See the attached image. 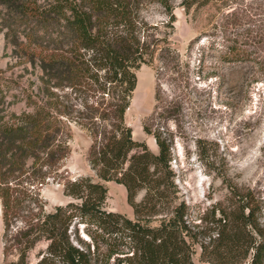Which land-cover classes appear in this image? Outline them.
Returning <instances> with one entry per match:
<instances>
[{
	"label": "trees",
	"instance_id": "16d2710c",
	"mask_svg": "<svg viewBox=\"0 0 264 264\" xmlns=\"http://www.w3.org/2000/svg\"><path fill=\"white\" fill-rule=\"evenodd\" d=\"M158 1L173 18L172 1ZM140 4L141 0H54L46 5L38 0H0L13 14L31 15L43 24L59 23L70 37L63 42H71L70 50L62 46L41 56V69L55 81L53 87L75 89L84 82L96 86L92 90L99 94L92 96V103L84 98L73 110L75 117L60 104L47 102H35L28 111L7 119L0 117L4 230L7 233L13 216L23 217L26 224L18 234L24 247L8 264H28L27 253L42 238L48 244L38 264H196V246L212 264H264V224L250 200L222 208L206 230L194 231L187 222V203L178 199L170 141L155 132V153L133 137L126 113L137 86L136 70L149 62L151 52L141 39ZM180 4L188 9L192 2ZM71 123L91 139L88 159L99 180L67 179L64 193L71 200L47 211L39 190L22 182L33 186L48 177L60 178L70 151ZM109 180L126 188L133 218L106 209ZM231 190L238 194L237 187ZM140 191L144 195L137 201ZM79 224L89 241L78 228L72 230Z\"/></svg>",
	"mask_w": 264,
	"mask_h": 264
},
{
	"label": "rangeland",
	"instance_id": "374dc122",
	"mask_svg": "<svg viewBox=\"0 0 264 264\" xmlns=\"http://www.w3.org/2000/svg\"><path fill=\"white\" fill-rule=\"evenodd\" d=\"M171 1L173 18L158 0H141L140 34L151 52L149 62L136 70L137 86L126 113L133 137L155 153V132L170 141L178 199L187 203L186 218L194 231L206 230L222 208L239 207L246 200L264 224V0H189L188 9L182 0ZM52 2L38 0L40 5ZM67 38L59 23L43 24L0 5V117L21 114L35 102L60 104L75 117L73 110L84 98L94 102L96 86L83 82L75 89L55 88L41 69L45 52L71 49L69 40L63 45ZM70 129V151L60 178L33 186L22 182L39 190L47 211L71 200L64 193L67 179L99 180L88 159L91 139L74 123ZM105 184L106 209L133 218L126 188L114 180ZM143 195L140 191L136 200ZM25 225L23 217L13 216L5 232L0 198V264L18 259L24 247L18 234ZM77 228L89 241L84 225L72 226ZM47 244L43 238L35 241L28 264H38ZM193 259L212 264L201 257L199 246Z\"/></svg>",
	"mask_w": 264,
	"mask_h": 264
}]
</instances>
